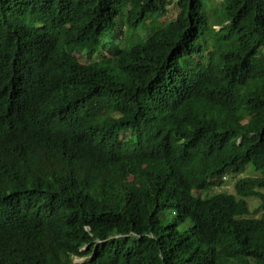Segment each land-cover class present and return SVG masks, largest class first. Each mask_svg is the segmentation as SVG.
<instances>
[{
  "label": "trees",
  "instance_id": "obj_1",
  "mask_svg": "<svg viewBox=\"0 0 264 264\" xmlns=\"http://www.w3.org/2000/svg\"><path fill=\"white\" fill-rule=\"evenodd\" d=\"M0 264H264V0H0Z\"/></svg>",
  "mask_w": 264,
  "mask_h": 264
},
{
  "label": "rangeland",
  "instance_id": "obj_2",
  "mask_svg": "<svg viewBox=\"0 0 264 264\" xmlns=\"http://www.w3.org/2000/svg\"><path fill=\"white\" fill-rule=\"evenodd\" d=\"M209 21H210V18H209ZM225 185L228 186L227 181H226ZM225 185H222V186L217 187V190H220L222 187L225 188ZM229 185H232V182H231V181H229ZM256 202H257L256 199H253V200L250 201V211L254 210V208L257 207V206L255 205ZM253 214H260V213H258V210H256ZM95 253H96V249H93V251H92V255H95ZM82 258H83V257H77V258H74V260L79 261V260H81Z\"/></svg>",
  "mask_w": 264,
  "mask_h": 264
}]
</instances>
